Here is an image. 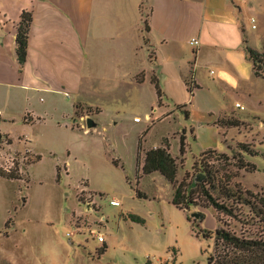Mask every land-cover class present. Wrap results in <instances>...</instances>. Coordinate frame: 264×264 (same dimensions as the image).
I'll use <instances>...</instances> for the list:
<instances>
[{"label": "rangeland", "instance_id": "1", "mask_svg": "<svg viewBox=\"0 0 264 264\" xmlns=\"http://www.w3.org/2000/svg\"><path fill=\"white\" fill-rule=\"evenodd\" d=\"M257 47L264 53L262 42ZM90 70L84 71V89L77 95L67 91L26 101L13 91L17 99L11 100L12 93L0 99V172L16 177H0V264H208L221 226L217 213L213 208H176L173 188L160 173L138 171L139 142L147 150L168 140L179 167L178 182L186 173L193 175L201 154L222 175L226 164L217 156L231 157L240 144L250 146L258 154L246 159L256 171H242L233 183L264 196V78L255 77L244 86L249 95L237 94L212 84L207 69L202 90L189 96L195 105L190 118L176 111L160 122V112L150 113L160 105L150 100L149 92L141 95L127 81L122 85L126 93L109 96L104 82L95 85L90 79ZM77 106L81 109L76 116ZM29 108L34 111L31 122ZM86 114L97 124L88 133L82 128L86 118L75 125ZM224 118L242 125H215ZM112 200L122 207L111 205ZM194 213L203 218H193ZM130 215L144 223L133 222ZM230 224L240 233L239 224Z\"/></svg>", "mask_w": 264, "mask_h": 264}, {"label": "crops", "instance_id": "2", "mask_svg": "<svg viewBox=\"0 0 264 264\" xmlns=\"http://www.w3.org/2000/svg\"><path fill=\"white\" fill-rule=\"evenodd\" d=\"M23 12L32 13L33 22L20 73L16 34ZM193 39L198 49L190 45ZM259 41L264 46V0H0V99L4 93L17 99L13 91L26 101L77 95L91 68L90 79L104 82L109 96L126 93L128 81L130 89L158 102L156 78L163 98L150 113L160 112L162 122L176 111L190 115L195 105L189 96L202 90L207 69L212 84L249 95L244 86L255 75L246 48L260 51ZM26 114L31 122L33 109ZM83 118L92 119L79 115L75 125ZM82 128L89 132L87 124Z\"/></svg>", "mask_w": 264, "mask_h": 264}, {"label": "trees", "instance_id": "3", "mask_svg": "<svg viewBox=\"0 0 264 264\" xmlns=\"http://www.w3.org/2000/svg\"><path fill=\"white\" fill-rule=\"evenodd\" d=\"M32 22V13L23 12L16 34V56L20 73L27 61ZM246 54L253 64L255 77L264 78V53L261 54L247 47ZM152 83L161 106L163 92L156 78L152 79ZM189 91L192 94L190 88ZM79 108V106L76 107L77 110ZM185 115L189 119V112L186 111ZM215 125L229 129L240 127L242 122L235 118H224L219 119ZM180 140L182 157L186 153L185 136H182ZM238 149L239 152L231 157L222 153L217 156V159H221L226 164L224 174L220 175V171L210 168L203 159L206 154H201L199 157L202 160L193 164V175L186 173L183 180L178 182L179 167L177 160L170 153L168 140L164 139L161 147L151 150H144L142 140L139 142L138 171H141L143 175L160 173L173 188L172 204L176 208L183 211H189L192 208L204 210L213 208L217 213L221 226L215 232V249L208 264H264V196L245 190L240 184L233 183L242 171L247 173L256 171V166L250 163L246 156H255L258 153L251 150L250 146L243 144H240ZM208 152L211 155L216 154L215 151L209 150ZM232 168L235 172L231 170ZM58 175L60 176V169H58ZM199 175L204 178L197 183L196 178ZM0 177L16 179L15 176L6 172H0ZM137 196L145 198L140 191H137ZM129 218L133 222L144 223L137 216L130 215ZM233 222L241 226L240 233L231 229L230 223ZM106 249L107 247H104L103 252Z\"/></svg>", "mask_w": 264, "mask_h": 264}, {"label": "built area", "instance_id": "4", "mask_svg": "<svg viewBox=\"0 0 264 264\" xmlns=\"http://www.w3.org/2000/svg\"><path fill=\"white\" fill-rule=\"evenodd\" d=\"M242 1L245 2L246 0H242ZM251 22L253 24L252 28L253 29H256V26H255L256 20L255 19H252ZM190 45L193 48L198 49L199 48V45H200V42L198 40H196V39H193L190 42ZM236 108H239L241 110L244 109L243 106H241L240 104H236ZM84 122L86 123V119L84 120ZM111 205H113L115 207H122V205L118 201H116V200H112L111 201ZM91 235L96 236V234L94 233V231H91ZM98 239H99V242L100 243H104L105 242L104 239L102 237H100V236H98Z\"/></svg>", "mask_w": 264, "mask_h": 264}, {"label": "water", "instance_id": "5", "mask_svg": "<svg viewBox=\"0 0 264 264\" xmlns=\"http://www.w3.org/2000/svg\"><path fill=\"white\" fill-rule=\"evenodd\" d=\"M86 123H87V128H88L89 130H91V129L97 127L96 122H94V120H92V119H90V118L87 119V122H86ZM1 140H2V136L0 135V141H1ZM203 178H204V177H203L202 175H199V176L196 178V182H197V183H200V182L202 181ZM192 217L195 218V219H197V220L203 218L202 214H200V213H194V214L192 215Z\"/></svg>", "mask_w": 264, "mask_h": 264}]
</instances>
